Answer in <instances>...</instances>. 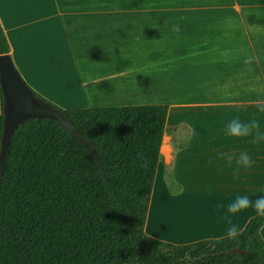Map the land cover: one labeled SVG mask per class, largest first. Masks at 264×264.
Listing matches in <instances>:
<instances>
[{
	"label": "crops",
	"instance_id": "1",
	"mask_svg": "<svg viewBox=\"0 0 264 264\" xmlns=\"http://www.w3.org/2000/svg\"><path fill=\"white\" fill-rule=\"evenodd\" d=\"M0 21L23 79L56 106L169 108L149 236L222 238L258 214L227 204L264 196V0H0ZM233 120L248 134H226ZM241 153L248 166L237 164Z\"/></svg>",
	"mask_w": 264,
	"mask_h": 264
},
{
	"label": "trees",
	"instance_id": "2",
	"mask_svg": "<svg viewBox=\"0 0 264 264\" xmlns=\"http://www.w3.org/2000/svg\"><path fill=\"white\" fill-rule=\"evenodd\" d=\"M10 51L0 21V55ZM61 110L94 152L53 119L19 125L0 182V264H264L259 214L188 244L145 232L167 106ZM3 128L1 91L0 149ZM231 248L244 252L218 254Z\"/></svg>",
	"mask_w": 264,
	"mask_h": 264
},
{
	"label": "water",
	"instance_id": "3",
	"mask_svg": "<svg viewBox=\"0 0 264 264\" xmlns=\"http://www.w3.org/2000/svg\"><path fill=\"white\" fill-rule=\"evenodd\" d=\"M0 86L3 97L4 128L0 149V182L4 161L14 132L28 119H53L72 133L78 140L94 152V147L75 128L66 114L53 103L39 98L25 82L11 55H0ZM97 158V156L95 155ZM241 248H231L221 254L243 253Z\"/></svg>",
	"mask_w": 264,
	"mask_h": 264
},
{
	"label": "clouds",
	"instance_id": "4",
	"mask_svg": "<svg viewBox=\"0 0 264 264\" xmlns=\"http://www.w3.org/2000/svg\"><path fill=\"white\" fill-rule=\"evenodd\" d=\"M251 127L256 128L257 123L255 120L251 122ZM249 131L248 125H241L238 120H233L227 125L225 132L228 135H247ZM259 139H264V135L258 134ZM250 163L249 158L246 154L241 153L240 157L237 160V164H243L248 166ZM250 204L255 208L256 212L259 215L264 216V196L257 198L254 202L250 201L247 195H238L231 202L227 204V211L229 213L238 212L240 209L248 207ZM229 235L236 233V227L230 226L227 229Z\"/></svg>",
	"mask_w": 264,
	"mask_h": 264
},
{
	"label": "rangeland",
	"instance_id": "5",
	"mask_svg": "<svg viewBox=\"0 0 264 264\" xmlns=\"http://www.w3.org/2000/svg\"><path fill=\"white\" fill-rule=\"evenodd\" d=\"M197 95V97L199 98V99H202V98H205V96H206V94H203V95H201V93H198V94H196ZM54 104V103H53ZM55 105V104H54ZM61 108V107H60ZM200 108V107H199ZM206 108V107H205ZM61 109H63V108H61ZM196 109H198V108H196ZM211 109V110H210ZM216 109V107H214V108H207V109H204V107H201L200 109H199V114H208V113H210L211 111L213 112V113H215L216 111H218V110H215ZM65 110H68V109H65ZM222 113H216L215 114V116H217V117H219V118H221L222 117V115H221ZM215 129H216V131L217 132H223L224 131V129H223V126H222V124H218L216 127H215ZM165 152H167L168 153V150H165ZM160 170L158 171V177H157V185H156V187H157V191L160 189ZM163 174H164V179L166 180V182H167V184L169 185V190L172 192V193H176V191L179 189V186H177V184H175V180H174V178H173V175H172V169H171V167L170 166H166V168H164L163 169Z\"/></svg>",
	"mask_w": 264,
	"mask_h": 264
}]
</instances>
